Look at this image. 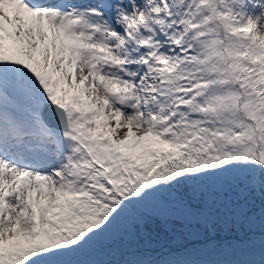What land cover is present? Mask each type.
I'll return each mask as SVG.
<instances>
[{
	"label": "snow or ice",
	"instance_id": "1",
	"mask_svg": "<svg viewBox=\"0 0 264 264\" xmlns=\"http://www.w3.org/2000/svg\"><path fill=\"white\" fill-rule=\"evenodd\" d=\"M230 193L264 213V0H0V264Z\"/></svg>",
	"mask_w": 264,
	"mask_h": 264
},
{
	"label": "trees",
	"instance_id": "2",
	"mask_svg": "<svg viewBox=\"0 0 264 264\" xmlns=\"http://www.w3.org/2000/svg\"><path fill=\"white\" fill-rule=\"evenodd\" d=\"M233 198V199H232ZM238 201V203L236 202ZM240 201V202H239ZM198 204V214L192 217L183 216H172L167 220L154 221L151 225L144 229L133 227L132 220L125 219L121 221L117 226L114 235L102 239L87 249L83 250L80 255L76 256L78 264H94L92 261L87 262V258H94L95 252L99 248H103V245H112L109 240L117 245L118 248L110 249L105 252L102 249L103 259L108 261V258L112 253L119 254L121 251L120 245L129 251H141L144 254L154 253L157 250L164 248L166 245L170 246L173 244L172 241L180 244L186 240L199 239L202 237H211L212 243H220L226 241H236L237 236L246 234L253 235L252 231L258 230L260 228L264 229L262 222V216L259 212L262 206L258 198H246L244 200L236 193H230L227 196H215L206 194L204 197L196 201ZM230 203V206L225 205L223 208L221 204ZM244 213L252 215L254 213L259 216V219L253 227H249L244 223H240V219L233 218L241 215V211ZM222 212L221 218H214L213 213ZM249 211V213H247ZM262 212V211H261ZM225 213V216H223ZM242 220V219H241ZM237 224H234V222ZM261 224V225H258ZM239 229V230H238ZM224 230V231H221ZM201 234V235H199ZM261 235V234H260ZM246 237V235H245ZM217 244V245H218ZM165 245V246H163ZM156 247V249H155Z\"/></svg>",
	"mask_w": 264,
	"mask_h": 264
},
{
	"label": "rangeland",
	"instance_id": "3",
	"mask_svg": "<svg viewBox=\"0 0 264 264\" xmlns=\"http://www.w3.org/2000/svg\"><path fill=\"white\" fill-rule=\"evenodd\" d=\"M259 212L264 215L260 210ZM218 215L219 213H215L213 217L218 218ZM253 216L245 213L243 216L239 215L238 218L242 217L240 223L253 227L258 220H261L255 213ZM262 225L264 227V222ZM209 241V239L201 238L199 241L172 246L162 256L163 264H264V234L258 237L241 236L239 240L235 239V242L225 240L213 248L209 247ZM241 242L243 244H240ZM149 259L148 264H157L155 257ZM118 262L127 264L126 259Z\"/></svg>",
	"mask_w": 264,
	"mask_h": 264
}]
</instances>
